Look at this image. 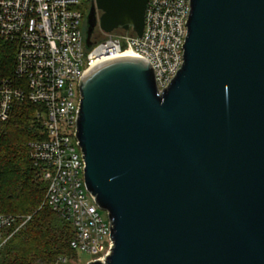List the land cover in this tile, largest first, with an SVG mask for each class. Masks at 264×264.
<instances>
[{"label":"water","instance_id":"water-1","mask_svg":"<svg viewBox=\"0 0 264 264\" xmlns=\"http://www.w3.org/2000/svg\"><path fill=\"white\" fill-rule=\"evenodd\" d=\"M149 0H93L97 30L143 34ZM184 64L159 91L145 59L80 79L75 135L114 248L89 264H264V0H191Z\"/></svg>","mask_w":264,"mask_h":264},{"label":"built area","instance_id":"built-area-1","mask_svg":"<svg viewBox=\"0 0 264 264\" xmlns=\"http://www.w3.org/2000/svg\"><path fill=\"white\" fill-rule=\"evenodd\" d=\"M83 0H0V40L16 46L12 76L0 77V123L10 119L15 104L28 100L40 133L29 143L30 156L47 183L44 204L74 230L72 249L106 261L114 248L109 217L86 187L82 149L75 135L80 79L96 66L121 56L149 61L159 91L165 90L184 64L191 0H149L144 31L104 33L86 43L87 11ZM1 189V182H0ZM30 219L0 212V252ZM62 255L51 264H67Z\"/></svg>","mask_w":264,"mask_h":264},{"label":"trees","instance_id":"trees-1","mask_svg":"<svg viewBox=\"0 0 264 264\" xmlns=\"http://www.w3.org/2000/svg\"><path fill=\"white\" fill-rule=\"evenodd\" d=\"M16 52L14 44L0 41V77L12 76ZM39 109L28 100L17 102L10 119L0 123V212L18 216V225L30 216L0 252V264H51L76 254L70 223L43 205L47 183L30 156L29 143L44 136Z\"/></svg>","mask_w":264,"mask_h":264},{"label":"rangeland","instance_id":"rangeland-1","mask_svg":"<svg viewBox=\"0 0 264 264\" xmlns=\"http://www.w3.org/2000/svg\"><path fill=\"white\" fill-rule=\"evenodd\" d=\"M90 6V0H83V4L80 6V10L86 11L87 8L89 9ZM104 36V33L100 30H97L95 34V38L97 40H102ZM1 41V40H0ZM103 215L107 219V212L103 210ZM68 257V263L67 264H89V262L93 259V256L89 255L86 252H77L73 256H67Z\"/></svg>","mask_w":264,"mask_h":264}]
</instances>
